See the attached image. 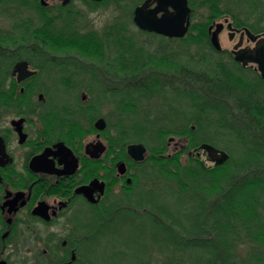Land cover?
Listing matches in <instances>:
<instances>
[{
    "label": "trees",
    "instance_id": "1",
    "mask_svg": "<svg viewBox=\"0 0 264 264\" xmlns=\"http://www.w3.org/2000/svg\"><path fill=\"white\" fill-rule=\"evenodd\" d=\"M194 2L198 5H208L210 10L214 11L215 18L228 13L235 24L247 25L255 32L264 31V0H194ZM0 8L1 13L3 10L15 11L12 13L15 17V20L12 19L14 23L11 29L7 30L20 32L8 34L9 37L6 38L2 33L3 29H0V45L16 40L13 42L15 45L33 46L37 38L40 46L39 61L43 66L59 62L55 56L62 54L67 62L79 64L85 60L90 61L89 68L94 71L92 75L94 78L102 79L103 76L109 80H116L112 85L110 81L105 80L102 91L105 99L108 98L106 93H109L111 96L109 101L115 104L118 111H114L116 113L114 126L117 131L115 140L120 151H125L126 144L143 143L151 152V157L155 158L151 165L153 171L163 176L172 175L173 177L165 179L176 183V192L198 191L195 197H198L199 207L192 214L193 225L188 229L183 227L179 240H175L172 227L165 223L170 209L157 202V206L153 208L155 201L149 196L148 190L145 192L149 197H139V203H135V209L143 210L142 213L147 216L152 235L154 231H162L163 234L165 232L166 237H162V240L172 243L158 246V252L166 255L168 249L179 250L184 242L200 253L210 250L209 257L205 259L193 258L194 264H264V95L260 97L244 88L241 82L242 75L235 70L236 67L230 59L229 62L216 60L211 66L199 65L200 67L193 69L186 63L179 64L180 51L172 52L167 44V41L173 39L183 40L185 36L180 38L160 36L163 48L148 52L142 45L134 47L132 37L120 35L122 31H127L123 23L113 24L108 31L100 35L96 29H87L80 11H73L67 7L46 9L38 4L27 5L26 0H0ZM21 8L34 11L37 16L33 14L17 18V15H21ZM205 30L204 25L202 38H192L187 44L201 45L206 50L222 54L223 51L219 52L212 48ZM186 35H190V32ZM69 45L87 48V54L81 49L76 52L61 49ZM142 52H146L147 56L143 54L142 56ZM171 52L174 54L173 57L170 56ZM23 56L30 58L31 53L23 51ZM199 58L193 60L201 63L202 57ZM140 71H146L144 83H128L127 80L138 78ZM171 72L180 75L177 77L178 83L174 84L172 81L162 83L160 76ZM165 92L186 99L191 116H188L185 110L180 112L172 107L167 109L159 107L152 112L139 109L141 99H149L150 95L161 96ZM162 99L165 102L168 100L166 96ZM212 99L220 102V105L214 107ZM212 108L218 113L229 112L232 118L236 117L240 123L253 131L249 141L241 139L237 132L239 130L229 131L238 142L246 146L248 156L245 158L249 159L243 158L239 161L234 173L230 171V166L223 169L227 161L221 165L214 163V166L209 168L193 154H189L187 163L182 164L180 155L184 149L167 157L154 156L155 152H163L167 147V142L163 138L168 134L187 138L189 147H200L203 142L214 145L211 137H198L203 120L206 121V128L211 124ZM178 118L181 120L179 119L180 122L176 124ZM189 121L196 123V130L189 126ZM156 143L162 144V147ZM124 202L127 206L134 203L131 200ZM136 210L107 208L103 214L88 215L82 225V234L89 240L90 247H94L95 253L103 256L102 264H129L132 261L144 260L142 256L145 254L127 260L123 257L124 250L109 254L104 249L107 245L111 246L117 231L130 222L131 218L127 219L129 216L126 215L125 218L123 215L133 212L140 214ZM141 218L143 221V217ZM246 243L251 246V250L248 252L249 256L242 258L238 247ZM147 251L148 247L145 253ZM176 263L191 264L190 258L186 257Z\"/></svg>",
    "mask_w": 264,
    "mask_h": 264
},
{
    "label": "flooded vegetation",
    "instance_id": "2",
    "mask_svg": "<svg viewBox=\"0 0 264 264\" xmlns=\"http://www.w3.org/2000/svg\"><path fill=\"white\" fill-rule=\"evenodd\" d=\"M119 1L26 0V4L72 10L77 2L97 7L109 2L110 6H116ZM127 1L133 4L129 16L139 33L163 36L142 30L134 23V9L145 0ZM21 9L17 18L24 16ZM192 22L191 9L187 32ZM230 22L231 29L227 28L228 21L224 27L229 39L237 36V40L231 50L219 52L227 53L235 67L245 74L240 72L244 88L262 97L264 78L257 64L243 65L236 61L234 50L253 48L264 37V31L255 32L248 27L257 35L252 40L244 31L247 26H239L233 19ZM2 33L7 38L20 32L2 30ZM13 42L0 45V264H102L103 256L90 247L82 234V225L89 214H103L107 208L136 210L133 204L127 206L124 201L132 200L136 177H142L133 169L141 167L150 152L145 146L147 152L141 161L127 154V144L121 152L112 121L98 115L97 110L88 112L86 94L78 98L72 85H80L87 78L83 75L87 71L84 66L90 69L89 63L60 61L43 66L37 38L33 46ZM23 51L30 52L31 57L25 58ZM61 57L57 59L66 58ZM23 61L27 63L25 70L17 68ZM25 72L33 73L22 76ZM101 77H90L88 81L116 82ZM99 118L104 119V128L96 127ZM88 131L95 132L91 140L85 139ZM174 146L179 151L185 145L174 143Z\"/></svg>",
    "mask_w": 264,
    "mask_h": 264
},
{
    "label": "rangeland",
    "instance_id": "3",
    "mask_svg": "<svg viewBox=\"0 0 264 264\" xmlns=\"http://www.w3.org/2000/svg\"><path fill=\"white\" fill-rule=\"evenodd\" d=\"M141 1V0H140ZM199 1V0H197ZM139 2V1H138ZM110 3V2H109ZM109 3H104L102 5H97V7L86 6L83 2H77L74 3L71 7L72 10L80 11L79 13L82 15V20L87 23L86 27L87 29H96L101 32V35L104 34V32L108 31L110 26L113 24H125L127 27V33L126 30L122 31L120 35L132 37L134 47H138L139 45H142L144 47V50L146 51H153L155 49L160 50L161 48V37L159 35L150 36L147 34L139 33L131 22V18L129 16L131 9L133 8V4L128 3L127 0H121L116 6H110ZM189 6L192 9V31H190V35H185L183 40H177L173 39L171 41H167L168 46L171 48V51H180L178 53V63L182 64H188L189 66L193 67V69H196L200 66L205 67L211 66L215 61L221 60L225 62H229V56L227 53H217L213 50H206L204 47L202 48L201 45L197 44H187L191 41L192 38L200 39L204 35L202 28L204 25L206 26V35L209 38V35L207 34V29L210 25H215L218 22H223L224 19L227 18L228 22L232 19L231 15L228 13L221 14L218 17H214L213 13L210 10V7L206 4H197L194 2V0H188ZM1 9V8H0ZM25 10V11H24ZM2 9L0 10V29L7 30L11 29L12 24L14 23L13 20H15V17L12 16V13L15 11L12 9L10 12L8 10H3V13H1ZM22 11V9H21ZM36 14V13H34ZM23 15L24 16H32V11L29 9L23 8ZM18 16V15H17ZM37 16V15H36ZM13 19V20H12ZM247 26V25H245ZM248 27V26H247ZM199 31L200 33L196 34V31ZM190 36V37H189ZM237 40V36H235L233 39H229L228 32L226 27L220 32L219 34V41L221 44V47L225 51H229L233 48V45L235 41ZM166 42V41H165ZM71 46V47H70ZM186 48V49H185ZM61 49L67 50V51H78L82 50L87 54L88 49L82 48V47H76L69 45L67 47H64ZM136 51L137 48H135ZM186 53L184 54V52ZM170 56H174L172 54ZM147 56L146 52H142L141 55ZM130 55V54H129ZM142 55V56H143ZM62 54L56 55V58H62ZM131 56V55H130ZM199 56L202 57L201 63L193 60L194 58H199ZM66 59V58H65ZM65 59H58V61H66ZM140 60H143V58H140ZM84 61V60H83ZM84 62L89 63L90 61L85 60ZM200 65V66H199ZM86 68L85 74H83L85 77H87L80 85L75 84L72 85L73 88H76L75 93H77L78 98L81 99V96L83 94L87 95V102L90 105L94 104L93 106L88 107V112H95L97 110L98 115L105 116L112 121L114 124V121L116 118L114 117L116 113L114 111H117L115 108V104L109 101V98L111 96L109 93H106L108 95V98L105 99L104 92L102 91L104 89V85L102 84H96L94 81L90 82L88 81V78L93 77V72L91 69H88L87 66H84ZM145 70V69H144ZM236 70L238 73L239 71L238 67H236ZM147 71V69H146ZM146 71H140L138 78L135 77V79L127 80L128 83H139L145 81L146 77L144 75L146 74ZM50 74H52V70H48ZM242 74V72H241ZM245 76V74H242ZM251 75V74H250ZM42 76V75H41ZM44 76V75H43ZM180 76L177 72H171L167 73L165 76H160V81L162 83H168L172 81L174 84L178 83L179 79L177 80V77ZM45 77V76H44ZM84 77V78H85ZM252 78H254V75H251ZM111 85L114 84V82H109ZM144 83V82H143ZM183 87V86H182ZM196 89V88H195ZM194 89V90H195ZM105 94V95H106ZM165 94V95H164ZM151 96V97H150ZM149 99L143 98L141 101H139V109H142V111L148 110V111H156L159 107L165 108L172 107L174 109L185 110L188 116H191V111L188 108V103L186 99L180 97H174L173 94L169 93H163V95H150ZM166 96L167 102L165 100L163 101L162 98ZM86 100V99H85ZM97 106V107H96ZM120 111V110H119ZM118 112V111H117ZM141 113V110L139 111ZM183 112V111H180ZM191 113V114H190ZM220 113V114H219ZM219 113L215 110V108H212L210 111V119L211 124L209 127H205L206 121L203 120L201 123L202 130L198 132L199 138H205V137H211L213 139L214 146L226 151L229 154V159H227V165L223 167L225 170L227 167L230 166V171L234 173L236 171V166L238 165V162L241 161L243 158L248 156L246 154V146L242 145L240 142H238L235 139V136L230 134L229 132L232 129H237L235 127V123L230 119L228 116V112H220ZM231 115V114H230ZM182 119V114H180ZM180 118L176 119V124L180 122ZM143 121V120H142ZM145 125H148L146 122H142ZM189 126L192 127L193 130L197 129V125L195 122L189 121ZM206 128V129H205ZM238 130V129H237ZM241 135V139H244L245 141H249V138L242 132L237 131ZM95 136V132H90L86 134V140H91ZM170 139H173L171 141V144L167 146L163 152H155L154 156H161V157H167L176 154L179 151L175 150L174 143H176L178 146L181 144H184V151L181 152V163L185 164L188 161L189 152L192 153L194 156H197V158L206 166L209 168H212L214 166V161H212L207 153L202 150L200 147H197L194 149V147H189L187 138L175 135V134H168L166 135L163 140L165 142H168ZM162 147V144H157ZM250 147V144L247 145ZM151 152L149 155H147V159L144 162V164L141 167H136L133 169V172L136 171V174H140L142 177H136L138 180L136 181V184H140L142 186V189L145 191L148 190V194H153L155 196V204L152 205L153 208L157 206V204H163L166 209H170V211H173L172 217H176L178 221L183 225V227H186L187 229L189 227H192L193 221H192V214L194 211L197 210L199 207V200L198 197H195L198 194L197 190H189L186 192H180L181 199L178 200L177 197H175L176 192V183L174 181H164V178L162 177H173L170 174L161 175L156 171H153L152 168V161L155 159L154 157H151ZM153 155V154H152ZM246 159V158H245ZM249 160V159H246ZM229 162V163H228ZM224 164V163H223ZM237 164V165H236ZM140 186L136 187L133 194V202L139 203L138 199L139 197L145 196L149 197L147 193L144 191H141ZM178 193V192H177ZM157 202V204H156ZM133 203V204H134ZM137 212H140V214H137L133 212L132 214H124L125 217L128 215L127 219L131 218L130 222L128 221V224L122 226L117 233L113 237V241L111 242V246L107 245L104 249L106 250V253H113L118 251L124 250L123 257L127 260H131L135 257H138L141 254H145L142 257L144 260L142 262H136L132 261L129 264H177L176 261H179L183 259L184 257L190 258L191 264H194L193 258L200 257V258H207L209 257L210 250L206 253H200L199 250L192 249V247L188 244H185L183 241L181 248L176 249H168V253L166 255L164 253H160L157 250V247L160 245H165L164 240L162 242V237L165 236L162 233V231H154V236L157 238L154 240L152 237L153 231L150 227V222L147 220V216L142 213L143 210H139ZM171 213V212H170ZM168 216V217H170ZM88 217V216H87ZM143 217V221L142 218ZM126 218V217H125ZM132 222V223H131ZM130 223V224H129ZM120 226V225H119ZM177 227V226H176ZM180 227V226H179ZM179 229V235L181 232H183L182 228ZM111 232V229L109 230ZM67 232L64 231V234ZM152 235V236H151ZM162 242V243H161ZM180 244V243H179ZM148 247L147 253H145V249ZM249 244H243L238 247V252L240 254V257L244 258L249 256L248 252L251 250ZM170 254V255H169ZM174 260V261H173ZM182 263V262H181ZM179 264V263H178Z\"/></svg>",
    "mask_w": 264,
    "mask_h": 264
},
{
    "label": "water",
    "instance_id": "4",
    "mask_svg": "<svg viewBox=\"0 0 264 264\" xmlns=\"http://www.w3.org/2000/svg\"><path fill=\"white\" fill-rule=\"evenodd\" d=\"M151 4H154V6L150 7ZM170 8L172 10H170ZM190 12L191 8L188 4V0H145L142 4L135 7L133 20L136 26L142 30L155 32L169 38H180L185 36L188 31ZM158 13H160V15H158ZM227 20L228 19L225 18L224 22H227ZM223 27V22L216 23L213 30V25L209 27V41L211 46L217 51L222 49L219 41V34ZM227 28H232L231 22L227 23ZM244 31L252 40L256 39L257 35H254L248 27H244ZM234 54V59L241 62L243 65L247 62L257 64L260 75L264 78V37L260 38L253 48L248 50L243 48L235 49ZM26 64L27 63L23 61L17 64V68H23L25 70ZM31 73L33 72H25L22 76ZM95 125L98 128H104V119L99 118ZM200 148L204 150L209 158L217 165L223 164L229 158V154L226 151L215 147L211 143L203 142L200 144ZM126 152L135 161H141L145 158L147 149L143 143L134 142L127 144ZM121 165H123V163Z\"/></svg>",
    "mask_w": 264,
    "mask_h": 264
},
{
    "label": "bare ground",
    "instance_id": "5",
    "mask_svg": "<svg viewBox=\"0 0 264 264\" xmlns=\"http://www.w3.org/2000/svg\"><path fill=\"white\" fill-rule=\"evenodd\" d=\"M144 77H146V74L144 75ZM220 103V102H219ZM218 103V101H215V100H213L212 99V105L214 106V107H216L217 105H220ZM225 112V111H224ZM227 112V111H226ZM229 113V112H228ZM229 117H230V119L233 121V123H235V127L238 129V130H240V131H242L248 138H252V136H253V131L251 130V129H249L246 125H244V124H242V122L240 123L239 121H238V119L236 118V117H234V118H232V114L230 115V113H229V115H228ZM162 178H164V181H167L166 179H165V177H162ZM138 186H140V190L141 191H144L145 192V190L144 189H142V186L140 185V184H137L136 185V187H138ZM135 187V188H136ZM135 188H134V190H135ZM146 193V192H145ZM149 196L150 197H152V198H154L155 199V196L153 195V194H149ZM154 196V197H153ZM181 195H180V193H177V192H175V197H177L178 198V200H180L181 199V197H180ZM132 202H133V200H131ZM134 205V207H136V205H135V203L133 204ZM137 211V210H136ZM171 213H168V215H167V219H165V220H167V221H165V223L166 224H168V226H171L172 227V233L174 234V238H175V240H179V230H178V228H182L183 229V225L180 223V221H178L177 220V218L175 217H172V215L170 216V214H172V212L173 211H170ZM168 216H170V217H168ZM170 220V221H169ZM177 226V227H176ZM180 226V227H179ZM170 230H171V228H170ZM155 239H157L156 237H154V240ZM156 241V240H155ZM162 242H163V240H162ZM161 242V243H162ZM164 244H171L172 245V243L171 242H167V241H164Z\"/></svg>",
    "mask_w": 264,
    "mask_h": 264
}]
</instances>
